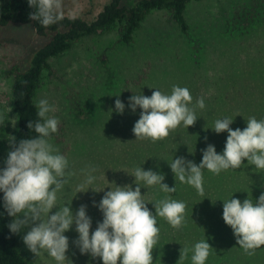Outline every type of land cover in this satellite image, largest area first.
Masks as SVG:
<instances>
[{"label":"rangeland","instance_id":"obj_1","mask_svg":"<svg viewBox=\"0 0 264 264\" xmlns=\"http://www.w3.org/2000/svg\"><path fill=\"white\" fill-rule=\"evenodd\" d=\"M106 1L64 0V14L75 11L92 15ZM184 17L185 31L167 10H151L129 42L121 39L118 23L102 33L80 37L63 53L48 59V68L41 72L34 103L47 98L55 106L50 115L60 124L50 142L67 157L75 173L58 192L57 205L72 200L74 213L81 204L87 205V215L92 219L90 235L97 222L103 220L93 201L99 204L104 192L110 190L106 189L113 176L124 181L130 167L127 143L143 140H137L132 132L142 111L137 107L132 112L128 107V98L133 94L150 97L155 89L170 94L172 86L178 85L190 90L193 105L198 96L204 98L205 108L196 109L199 137L190 152L191 159L189 151H180L197 165L208 143L215 146L217 153H223L228 133L217 134L212 129L215 120L232 118L230 127L243 130L249 117L264 119V0H191ZM45 39L24 25L0 27V163L8 154L9 138L17 127L9 69L24 67L30 53ZM117 95L125 104L123 114L114 110ZM156 150L153 145L147 155L151 161L148 167L154 171L157 168L158 173L167 171L164 183L177 185L169 164L155 157ZM135 155L141 157L138 152ZM243 163L241 168L224 170L219 175L205 169L204 196L198 195L196 189L188 193L192 187L188 184L181 186L183 198L178 201L187 206L181 227L184 236L177 240V229L172 227L174 264L182 247L191 248L200 240H207L213 247L205 264H264V245L254 255H247L222 218L223 200L231 196L241 202L248 197L255 200L264 192V170L247 165L246 159ZM89 166L97 169L93 173L97 179L90 187L104 190L96 192L86 186L87 191L77 193V186L85 178L81 170ZM29 230L26 227L16 234L18 250L28 264H57L47 252L37 257L26 247L22 237ZM64 235L69 238L66 256L72 264H103L99 257L81 254L72 243L79 235L74 224ZM191 255L182 264H192Z\"/></svg>","mask_w":264,"mask_h":264},{"label":"clouds","instance_id":"obj_2","mask_svg":"<svg viewBox=\"0 0 264 264\" xmlns=\"http://www.w3.org/2000/svg\"><path fill=\"white\" fill-rule=\"evenodd\" d=\"M28 4L35 9L29 18L44 27L64 19V0H28ZM118 97L114 110L123 114L125 104ZM192 101L190 90L178 85L172 86L170 94L159 89H155L150 97L143 93L133 94L128 98V107L132 112L137 107L142 110L132 129L136 139L150 138L155 142L168 137L170 130L181 123L186 128L193 126L198 118L196 109H204L205 100L201 97L194 105ZM35 107L38 119L29 121L27 127L37 135L21 139L18 144L15 137H10L11 150L6 166L0 169V191L4 194L3 206L11 217L7 225L10 232L18 234L22 229L29 228L22 239L33 254L39 257L45 251L57 264H72L66 256L69 238L64 233L74 224L79 235L72 243L81 254L99 257L103 264H117L118 261L120 264H153L152 252L160 233L157 218H164L171 227L180 229L185 224L187 205L166 196L153 203V214L147 207V203L151 202L144 199L138 181L146 187L159 186L164 193H175L176 184L169 187L163 182V173L136 167L131 174L135 177V190L131 185H115L114 189L104 192L99 204L93 201V206L102 212L103 220L97 222L95 231L90 235L92 219L87 215V205L81 204L75 213L72 211V200L62 206L57 205L58 192L75 173L70 170L67 157L50 142L51 134L58 131L60 124L58 118L50 115L55 106L47 98H41ZM232 123V118L225 117L215 120L212 128L217 134L228 133L222 154L208 143L201 150L203 156L199 165L182 156L168 163L175 181L194 187L198 195L204 196L205 169L219 175L224 170L241 168L246 159L247 165L264 170V119L249 117L243 130H233L230 127ZM96 171L91 166L81 170L85 178L77 186V193L92 188L90 185L97 179L93 175ZM86 186H89L87 190ZM92 189L96 192L104 190ZM54 208L57 210L52 213ZM222 218L232 228L237 244L247 255H254L255 250L264 245V192L255 201L248 197L241 202L232 196L223 200ZM212 251L213 247L207 240H200L191 248L180 249L177 264H182L189 253L192 254V264H205Z\"/></svg>","mask_w":264,"mask_h":264},{"label":"trees","instance_id":"obj_3","mask_svg":"<svg viewBox=\"0 0 264 264\" xmlns=\"http://www.w3.org/2000/svg\"><path fill=\"white\" fill-rule=\"evenodd\" d=\"M191 0H107L103 6L95 13L87 16L80 15L75 12V15H65L64 19L56 24L44 27L38 21L31 20L29 14L35 9L29 7L28 0H0V27L10 25H24L29 27L32 32L39 36L45 37V41L34 49L22 68H11L9 74L13 75V83L11 86V100L13 110L17 116V127L13 132L12 137L18 142L21 139H27L36 136L34 130H30L27 125L29 121H35L37 117V109L34 103V96L38 88L41 72L44 68H48V59L58 56L67 50L72 42L80 37L94 35L107 31L115 24H120V35L124 42H129L132 39V33L140 25L145 15L151 10L165 9L170 17L175 21L180 28L185 31L187 29L184 11L187 4ZM201 97H197L199 99ZM196 99V100H197ZM198 121L193 126L186 128L183 123L174 130H170L168 137L163 140L153 142L150 138L143 139L141 142L130 141L127 143V156L130 159V167L126 169L124 181L119 178L110 179L109 188L117 186L131 185L135 190V177L131 174L137 164L144 170L149 168L151 162L147 155L151 152L153 145L156 147V158L163 163H170L177 157H183L180 151L186 150L190 152L196 147V139L199 134L196 132ZM196 135V136H194ZM0 140V151H1ZM11 145L9 144V150ZM162 151H165L162 154ZM136 152L141 154V157H136ZM180 153V155H179ZM133 155V157H130ZM8 156V154H7ZM6 158L0 163V169H3L6 164ZM137 159V160H136ZM191 159V156H190ZM149 166V167H148ZM152 170V169H151ZM154 171V170H153ZM157 172V168H156ZM167 177V171L159 172ZM165 177V182L168 178ZM163 181V182H164ZM141 194L147 203V207L155 214L154 202L164 199L166 196L171 199L179 200L183 198L182 187L187 185L181 184L177 180L175 193H164L159 189V186L146 187L142 181ZM169 186V185H168ZM169 187H173L170 185ZM191 187L188 193H192ZM111 190V189H110ZM109 191V190H108ZM196 193H193L195 195ZM3 192L0 191V264H28L25 257L19 252L17 247L16 234H12L7 227L11 222V217L3 206ZM261 193L257 194L256 199ZM254 200V201H255ZM193 203V202H192ZM157 226L160 229L158 244L153 249V264H174L175 258L171 255V232L172 227L164 218H157ZM183 230L177 229V240L182 238ZM180 236V238H179ZM182 236V237H181ZM171 256V258H170ZM178 258V257H177ZM117 264H120L118 261Z\"/></svg>","mask_w":264,"mask_h":264}]
</instances>
